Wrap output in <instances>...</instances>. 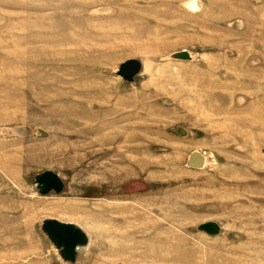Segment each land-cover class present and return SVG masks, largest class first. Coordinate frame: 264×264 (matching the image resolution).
<instances>
[{"label":"rangeland","instance_id":"374dc122","mask_svg":"<svg viewBox=\"0 0 264 264\" xmlns=\"http://www.w3.org/2000/svg\"><path fill=\"white\" fill-rule=\"evenodd\" d=\"M46 218L75 264H264V0H0V264H71Z\"/></svg>","mask_w":264,"mask_h":264},{"label":"water","instance_id":"95a60500","mask_svg":"<svg viewBox=\"0 0 264 264\" xmlns=\"http://www.w3.org/2000/svg\"><path fill=\"white\" fill-rule=\"evenodd\" d=\"M174 57L184 58L186 54L180 53ZM142 68V61L132 58L121 63L117 74L125 81L133 82L135 77L142 71ZM205 163L206 157L200 152H194L188 161L189 165L198 168L203 167ZM35 185L41 195H48L51 192L61 193L66 187L64 179L52 170H45L37 174ZM42 229L66 263L75 264L79 258L80 249L89 244L88 233L80 225L73 222H65L57 218H46L42 222ZM198 229L212 235H218L222 227L216 221H207L200 224Z\"/></svg>","mask_w":264,"mask_h":264}]
</instances>
